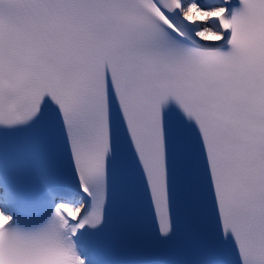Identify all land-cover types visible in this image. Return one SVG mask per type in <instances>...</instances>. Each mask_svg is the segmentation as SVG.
Segmentation results:
<instances>
[{"label":"snow or ice","instance_id":"6c2138e0","mask_svg":"<svg viewBox=\"0 0 264 264\" xmlns=\"http://www.w3.org/2000/svg\"><path fill=\"white\" fill-rule=\"evenodd\" d=\"M0 264H264V0H0Z\"/></svg>","mask_w":264,"mask_h":264}]
</instances>
